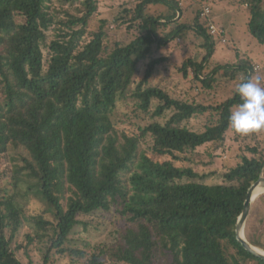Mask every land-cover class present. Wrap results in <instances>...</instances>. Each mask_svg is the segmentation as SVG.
Here are the masks:
<instances>
[{
	"label": "trees",
	"instance_id": "1",
	"mask_svg": "<svg viewBox=\"0 0 264 264\" xmlns=\"http://www.w3.org/2000/svg\"><path fill=\"white\" fill-rule=\"evenodd\" d=\"M243 4L250 11L251 35L264 45V0ZM201 5L189 12L181 0H140L114 21L133 34L122 43L109 39L107 21L96 31L87 30L98 10L96 0H0V158L12 146L28 152L17 184L28 182L55 219L27 217L17 202L10 208L0 189V264H24L13 244L27 223L37 226L40 240L49 237L48 227L53 229L45 264L53 250L83 256L67 247L71 233L87 225L82 217L113 209L124 224L90 264H106V259L119 264H264L236 237L248 191L264 175V131L225 146L229 150L241 143V162L223 174L224 183L207 184L205 176L178 163L189 161L186 152L228 143L233 131L228 116L240 102L236 91L219 104L205 105L176 99L151 81L166 60L158 57L161 48L191 34L203 40L205 55L183 63L179 70L185 77L191 70L197 82L212 89L220 80L229 84L254 76V64L240 53L235 62L213 59L215 36L208 28L211 19L201 17ZM153 6H164L167 13L152 14ZM128 98L137 100L140 117L153 120L137 126L133 135L114 120L119 101ZM154 100L159 101L155 108ZM206 114L215 119L202 131L185 124ZM147 137L154 157L168 160L160 162L143 151ZM260 221L264 224V217ZM246 239L264 250L247 232Z\"/></svg>",
	"mask_w": 264,
	"mask_h": 264
},
{
	"label": "rangeland",
	"instance_id": "2",
	"mask_svg": "<svg viewBox=\"0 0 264 264\" xmlns=\"http://www.w3.org/2000/svg\"><path fill=\"white\" fill-rule=\"evenodd\" d=\"M96 1L98 10L87 30L90 32L96 31L100 27L101 21H107L109 23L110 40L121 41L122 43L129 42L133 38L132 32H128L125 27H118L114 21L125 8L135 7L140 0ZM181 4L189 12L200 4H202V7L199 8H211L213 15L209 20L217 24L218 27L226 29L229 45L222 44L218 37L214 38L216 47L213 59L216 62L221 64L235 62L237 60L236 53H240L241 56L247 57L254 66L259 65L260 68L264 69V45L254 38L249 31L250 11L247 5L243 4V0H181ZM79 6V4H76L75 7ZM55 7L61 8L59 2L55 3ZM71 10L76 13L73 7ZM150 13L162 15L167 13V9L164 6H153ZM192 17L193 14H190V18ZM54 33L53 30H50L48 32L49 38H53ZM202 43L201 38L191 34L185 39L179 38L168 46L161 48L158 57L166 60L156 67L151 80L152 85L162 87L176 99L194 101L205 105H216L232 97L238 87L237 85L242 81L241 78L229 84L220 80L212 89H206L203 83L194 79L191 70L189 71V77H185L180 72L179 69L188 58H197L199 61L203 58L205 49L202 48ZM252 79L262 86L264 70L256 72ZM158 104L159 101L154 100L153 108ZM139 112L136 99L120 100L114 115L118 128L129 135H133L136 134L137 126H145L147 123L153 122L150 115L140 117ZM166 117L169 118L170 113ZM212 119H215L213 115L206 114L194 117L185 124L195 131H202ZM165 120L164 118L161 121L164 122ZM230 136L228 143L206 144L192 152H186L185 155L189 158V161L179 162L178 166L190 167L200 176H205L202 181L207 184L224 183L223 174L237 166L241 162L240 156L243 154L242 147H240L241 143L232 146L233 148L229 150L225 146L233 145L234 139L238 141L239 138L244 139L247 137L248 141L251 134L245 136L231 131ZM263 136L264 133L262 132L261 137L263 138ZM152 147V139L147 137L143 142V151L154 157ZM23 158H29L28 152L24 148L13 146L10 147L9 152L4 157L0 158V189L5 192L4 200L10 202L8 204L10 208H16L15 202H17L24 209L27 217L44 216L45 221L55 222L53 215L47 212V204L41 199L38 192L31 190L28 182L17 184L16 179L23 176L18 174L20 168L25 166ZM154 158L160 162L169 159L163 156H155ZM11 198L12 201L9 200ZM255 201L252 203L251 213L245 225V237L247 232L264 246V224L260 221V218L264 217V195L259 196ZM81 219L87 225L77 226L73 230L67 241V247L80 250L84 255L79 257L70 254L60 256L56 255V251L53 250L50 256L54 255V257L51 258L50 264H90L92 256L98 255L101 250L109 246L114 241L117 231L124 224L120 214L114 209L105 213L102 211L96 212L92 216L82 217ZM39 234L40 231L34 223H27L19 234L17 241L13 244L17 258L24 264H45V256L51 245L49 237H52L54 232L50 226L47 233L49 237L40 240L37 238ZM28 235L31 236L30 239ZM257 248L263 250L260 247ZM106 264L119 263L106 259Z\"/></svg>",
	"mask_w": 264,
	"mask_h": 264
},
{
	"label": "clouds",
	"instance_id": "3",
	"mask_svg": "<svg viewBox=\"0 0 264 264\" xmlns=\"http://www.w3.org/2000/svg\"><path fill=\"white\" fill-rule=\"evenodd\" d=\"M240 102L230 110L228 123L239 135L264 131V87L252 78L236 88Z\"/></svg>",
	"mask_w": 264,
	"mask_h": 264
},
{
	"label": "water",
	"instance_id": "4",
	"mask_svg": "<svg viewBox=\"0 0 264 264\" xmlns=\"http://www.w3.org/2000/svg\"><path fill=\"white\" fill-rule=\"evenodd\" d=\"M256 194L257 196L264 195V175H262L260 179L256 183H254L248 191L247 200L244 205V210L237 222L236 237L237 240L242 244V246L247 252L264 260V253L259 248L250 244L245 237V225L251 213L252 203L255 197H257Z\"/></svg>",
	"mask_w": 264,
	"mask_h": 264
},
{
	"label": "built area",
	"instance_id": "5",
	"mask_svg": "<svg viewBox=\"0 0 264 264\" xmlns=\"http://www.w3.org/2000/svg\"><path fill=\"white\" fill-rule=\"evenodd\" d=\"M212 14V11L209 7H205L203 12L201 13V17L203 19H210ZM208 28H209V32L213 35V36H221L223 35V31L221 29H219L218 27L215 26V24H213V22L210 21V23L208 24ZM225 42V40H223ZM261 68L260 66H255L254 71H260Z\"/></svg>",
	"mask_w": 264,
	"mask_h": 264
},
{
	"label": "crops",
	"instance_id": "6",
	"mask_svg": "<svg viewBox=\"0 0 264 264\" xmlns=\"http://www.w3.org/2000/svg\"><path fill=\"white\" fill-rule=\"evenodd\" d=\"M211 9V8H210ZM211 11H212V9H211ZM212 15H213V11H212V14H211V17H212ZM210 17V18H211ZM213 24H215L214 22H213ZM215 26L216 27H218V25L217 24H215ZM219 29H221L224 33V35H221V36H215V37H218L219 38V41H221V43L222 44H224V45H229L230 43H229V39H228V37H227V31H226V29H224V28H220V27H218ZM223 40H225V42L223 41ZM257 66H259V65H257ZM255 68V67H254ZM264 69H262L261 68V70L260 71H254L255 73L256 72H261V71H263Z\"/></svg>",
	"mask_w": 264,
	"mask_h": 264
},
{
	"label": "bare ground",
	"instance_id": "7",
	"mask_svg": "<svg viewBox=\"0 0 264 264\" xmlns=\"http://www.w3.org/2000/svg\"><path fill=\"white\" fill-rule=\"evenodd\" d=\"M256 196H257V194H256ZM258 197H259V196L255 197L254 201L257 200ZM255 202H256V201H255ZM260 250H261V249H260ZM261 251L264 253L263 250H261Z\"/></svg>",
	"mask_w": 264,
	"mask_h": 264
}]
</instances>
